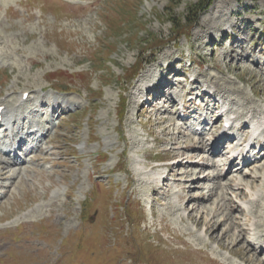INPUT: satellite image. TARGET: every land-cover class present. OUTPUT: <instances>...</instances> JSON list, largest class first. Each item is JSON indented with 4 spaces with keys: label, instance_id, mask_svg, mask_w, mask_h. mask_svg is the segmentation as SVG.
<instances>
[{
    "label": "rangeland",
    "instance_id": "374dc122",
    "mask_svg": "<svg viewBox=\"0 0 264 264\" xmlns=\"http://www.w3.org/2000/svg\"><path fill=\"white\" fill-rule=\"evenodd\" d=\"M189 18L196 21L188 25ZM238 38L246 39L245 48L235 46L232 52L230 44ZM170 65L188 75L187 84L182 77V86L177 82L180 86L167 87L168 95L179 102L162 100L155 110L154 105H141L142 97H152L146 90L155 78L172 76ZM141 66L139 76L131 80ZM149 71L156 77L144 78ZM195 77L201 82L198 86L189 80ZM52 83L79 92L63 93ZM192 86L196 89L188 93ZM205 89L215 90L213 97ZM26 91L35 97L30 103L42 105L37 115L42 127L51 129L43 147L34 149L27 162L5 170L1 168L6 164L0 163V264H136L134 259L140 264H264V253L256 250L252 237L246 238L253 252L241 234H235V223L227 227L230 215L221 200H234L233 215H239L241 206L249 213L254 208L249 200L256 194L264 204V159L243 170L237 161L227 176L197 186L186 181L178 164L167 168L178 153L188 156L190 146H201L202 134L206 145L216 142L227 117L247 110L264 117V0H0V103L21 110L18 105ZM185 99L192 114L208 125L185 118L179 109ZM208 101L219 103L221 109L211 111ZM123 103L127 110L121 118ZM199 103L201 107L194 109ZM64 107L67 110L61 112ZM228 108L229 114L220 117ZM243 122L234 123L230 131L237 140L219 156L196 150L191 161L205 164L197 177L229 169L224 162L231 150L238 148L240 139L251 137L249 129L238 131ZM184 123L190 126L184 128ZM121 157L127 170L112 171ZM0 159L5 157L0 154ZM162 159L166 161L153 162ZM213 161L219 166H208ZM187 162L181 158L183 165ZM248 173L260 178L251 183ZM159 174L168 179L157 190L152 181ZM230 180L232 188L226 185ZM239 182L246 183L241 197L235 194ZM184 184L187 194L179 199L176 192L183 191ZM213 188V201L201 197L189 213L188 198L207 196ZM90 197L93 200L87 201ZM124 202L125 208H132L124 212H134L142 220L136 228L123 216L117 220ZM106 205L113 217V247L102 240ZM221 215L229 219L223 225ZM261 215L264 228V206ZM246 218L242 216V223ZM128 225L134 232L129 230L126 246L115 230L125 232ZM146 237L141 256L134 246ZM127 249L135 253L133 260Z\"/></svg>",
    "mask_w": 264,
    "mask_h": 264
},
{
    "label": "bare ground",
    "instance_id": "6f19581e",
    "mask_svg": "<svg viewBox=\"0 0 264 264\" xmlns=\"http://www.w3.org/2000/svg\"><path fill=\"white\" fill-rule=\"evenodd\" d=\"M252 23V22H251ZM249 24V23H248ZM234 24L233 23H231V26H233ZM252 24H249L248 26L250 27ZM239 39V38H238ZM245 41H246V39L245 38H240L238 41H236V43L235 44H231L230 45V47H232V52H235V49L236 48H234L235 46L236 47H238V48H245L244 47V43H245ZM237 44V45H236ZM261 51V50H260ZM170 56V55H169ZM249 57H250V53H248L247 55H246V57H244L245 59H249ZM170 67H171V65H170ZM149 72H151V73H149V75L148 74H146V75H143L144 76V78H147V77H149V76H153V74H154V77H156V75H155V73H154V71L152 72V71H149ZM156 80V82L152 85V86H148L147 87V91H150V92H152V91H154L155 89H157L158 91H160V95H162V97H160V99L161 98H165V102H167V103H169L170 105H173V104H176V99L173 97V96H171V97H167V94H166V92H165V90H166V88H157V87H163L164 86V84L166 83V85H168L169 87H174L175 85L172 83V80L170 79L169 80V78H165V79H163V80H161V81H159L157 78H155ZM195 81H196V83H198L197 85H199L201 82H200V80H199V77H196L195 79H194ZM181 84H184V81H180V85ZM211 84V83H210ZM180 85H177V86H180ZM182 86V85H181ZM194 87H191L190 88V92H193L194 91ZM42 91L44 90V88H42L41 89ZM204 93H207V94H209L210 96H213V94H211V93H209V92H206V91H204ZM212 93H215V91L214 92H212ZM22 96H23V94H22ZM35 97H33V96H29L28 97V99L26 100V101H20L19 102V105L18 106H20V107H23L24 109H26L27 107H28V103L31 101V100H33ZM69 102L70 100L68 99V100H63V102ZM3 105H5V102H3V103H0V106H3ZM209 106H211L212 108H211V111H213V109H217V108H219V104L217 103V102H214V103H212V104H208ZM205 106V105H204ZM11 108L9 107V105H5V108L2 110V111H0V114H1V112H2V114H4V116H6V121H8L9 120V115H8V113H9V110H10ZM155 109H157V108H154V110ZM253 111V110H252ZM247 112V113H246ZM249 112L250 111H242V112H238L237 114V117H236V119L238 120V119H242L244 122L240 125V127L238 128V130L239 131H245V130H247V129H251V127H250V125H252L253 127H256L258 124H260L261 125V127L262 126H264V117H260L259 119H256L255 120V115H256V113H257V111L256 110H254L253 111V115L251 116V117H248V114H249ZM223 114H225L226 115V113H222L220 116L222 117V116H225V115H223ZM171 121H173V117H171V119H170V122ZM204 124L205 125H207L208 124V122H204ZM23 125H26V123L24 122L23 123ZM184 126V128H185V125H183ZM182 126V127H183ZM263 133H264V127H263ZM226 133L227 132H225V135H226ZM43 136V135H42ZM229 136V135H228ZM255 135H252V137L250 138V142L248 143V144H250V143H252V144H254V143H257V144H261L262 146H264V139H261V138H259V137H254ZM13 137H14V135H11L10 136V139L9 140H7V142L8 141H10V140H12L13 139ZM254 137V138H253ZM23 137L20 139L19 138V140H21V141H23ZM200 139V143H202L201 144V146H199V147H197L196 145H194V146H190V151L192 152V154H190V155H188V156H185V153H178L179 155H177L176 157H175V159H176V161H173L172 163H170L169 164V168H170V166L171 165H173V164H178L179 166H180V169H182L181 170V173L187 178L186 179V181H188L189 180V182H191L192 184H194V186H197V183L198 182H200V181H204V180H207V179H210V178H213V179H222L223 177H225V176H227L228 174H229V172H231V171H226L225 173H224V171L223 170H219L217 173H215V174H213V175H207V176H205L203 179L201 178V177H197V175H198V173H199V167L201 166V165H205V164H203V163H194V162H192L191 160H192V158L195 156V154H196V150H199V149H202L204 152H207L208 154H209V156L210 157H212V158H214L215 156L217 157V156H219V153L221 152L220 151V147L221 146H225V144H227V143H229V141H228V139H227V142H225L224 141V138L223 137H221L217 142H216V144H214V145H206L205 143H204V139H205V134H202V137H200L199 138ZM25 140V139H24ZM252 140L254 141V142H252ZM241 144V143H240ZM242 145V144H241ZM253 149V148H252ZM209 152H211V153H209ZM251 153V150H248V152L246 153L247 155L248 154H250ZM234 155V154H233ZM243 157L244 156V152L243 153H241L240 155H238V157H236V158H232V160H227V162H226V164H229L230 165V167H231V163L234 161H236V159L237 158H239V157ZM187 158L188 159V162H187V164L188 165H183L182 163H181V158ZM261 160H262V158L260 159V160H255V162H261ZM19 162V164H17V165H20L21 163H25V161H18ZM0 163H5L6 164V166H4V167H2L1 169H3V170H5V169H8L9 168V166L11 165V163L10 162H7V161H4L3 159L2 160H0ZM12 165H14V164H12ZM177 165V166H178ZM216 165H218L217 164V161H213L212 163H210L208 166H214V167H216ZM174 166V165H173ZM219 166V165H218ZM248 166V163L246 162L244 165H243V167H241V169H244L245 167H247ZM185 168V169H184ZM191 168H193V169H191ZM194 168H196L197 170H194ZM244 173H246V171L244 172ZM6 175H7V173H3V176H5L6 177ZM196 175V176H195ZM248 176H251V183L252 182H254L253 181V179H258V178H260V176L259 175H257L256 174V176L254 175H250L249 173L247 174ZM258 177V178H257ZM156 181H158V177L154 180V181H152L153 183L154 182H156ZM166 181V182H165ZM231 181V180H230ZM184 183H187V182H184ZM165 184H167V178L164 180V183H157L156 182V189L157 190H160L161 188H163V186L165 185ZM221 185V184H220ZM226 185H228L227 187H229V188H232L233 187V185H235L234 183H232V181L230 182V183H228V184H226ZM236 185H238L239 187H238V191H236L235 192V194H236V196L237 197H241L243 194H242V191L244 190V187H245V185H246V183H243V182H239V183H237ZM2 186H4L3 184H2ZM222 186V185H221ZM185 187H188V185H186V184H184V186H183V191H177L176 192V194H178V198L180 199H182V194H183V196H184V198H185V194H187V191H185ZM250 188H252V187H250ZM215 193H216V189L215 188H213V189H211L209 192H208V195L206 196V195H204V196H197V195H195V196H191V197H189L188 198V204L187 205H189V213H191L193 210H195V208H196V206H194L193 207V203L196 201V200H202L201 199V197H203V198H205V197H207L208 198V200H212L213 199V196L215 195ZM223 194H226V193H222V195ZM256 196H259V194H256ZM263 199V198H262ZM262 199H260V197L259 198H257V199H253V198H250V202L253 204V206H254V208H252L251 209V211L249 212V213H247V209L245 208V207H242L241 206V210L239 211V215H233L232 213L235 211V210H237V208L235 207V205H233V204H235V202H234V200L232 199V198H228L227 196H224V197H222V199L221 200H223L224 201V203H223V208L226 210V207H227V210L229 211V215H230V222L229 223H231V224H229V226H227V227H229V229H231L232 228V224H234L235 225V230H236V232H235V234H238V233H240L241 235H240V237L239 238H241V239H243V240H245V242L247 243V245L250 247V249L252 250V252L254 251V249H253V246H252V244H251V240H249V239H247L246 237L249 235V236H251L252 237V239L254 240V241H256V244L257 245H259V247L261 248V252L263 253L264 252V228H263V224H262V221H261V211H262V207L264 206V204L261 202L262 201ZM226 200V201H225ZM213 201V200H212ZM215 202V201H214ZM230 202H233V204L232 203H230ZM219 204V203H218ZM192 205V206H191ZM184 206V203L179 207V208H177L176 209V211H179V210H181L182 209V207ZM212 206H214V204L212 205L211 204V207ZM205 208H206V206H205ZM208 208H210V207H208ZM256 208V209H255ZM172 209V208H171ZM204 209V208H203ZM213 209H215L214 207L212 208V211H213ZM173 210V209H172ZM213 213H215V211L213 212ZM212 213V214H213ZM228 213V212H227ZM224 216H226V215H221L220 217L221 218H218V219H220V221H221V225H223V223L224 222H226L227 220H229V219H227V220H224L225 218H224ZM242 216H246L247 218H246V221L244 222V223H242ZM251 216H254V218L252 219V221L251 222H253L254 220V222L253 223H250V217ZM215 217V216H214ZM219 217V216H218ZM213 218V217H212ZM217 219V218H216ZM217 219V220H218ZM212 220V219H211ZM263 220V219H262ZM216 222V221H215ZM219 223V222H218ZM217 223V224H218ZM251 225H254L255 227H252ZM215 226V225H214ZM211 227V226H210ZM219 227H220V224H219ZM217 228V227H216ZM206 236H208V238H210V240H212V238L210 237V234L209 233H207L206 232V230L203 232ZM226 234V233H225ZM198 235V234H197ZM223 235V234H222ZM200 236V235H199ZM238 237V236H237ZM200 238H201V236H200ZM202 239V238H201ZM220 247V246H219ZM230 255H232V256H235V255H233V254H230ZM226 260H228V259H226ZM227 262V261H226ZM227 263H229V264H234V263H232L231 261H228Z\"/></svg>",
    "mask_w": 264,
    "mask_h": 264
},
{
    "label": "trees",
    "instance_id": "16d2710c",
    "mask_svg": "<svg viewBox=\"0 0 264 264\" xmlns=\"http://www.w3.org/2000/svg\"><path fill=\"white\" fill-rule=\"evenodd\" d=\"M203 10H204V6L202 7V9H201L199 12H201V11H203ZM197 12H198V11H197ZM172 21H173V26H176L177 22H176L174 19H173ZM195 21H196L195 18H189V19H188V25L193 24ZM99 67H101V66H99ZM134 70H135V71H134V73L132 74L131 78L134 77V76H135L136 74H138V72H139V69L136 70V68H135ZM98 71H100V68L98 69ZM124 112H125V103H123V105H122L121 114L123 115Z\"/></svg>",
    "mask_w": 264,
    "mask_h": 264
}]
</instances>
